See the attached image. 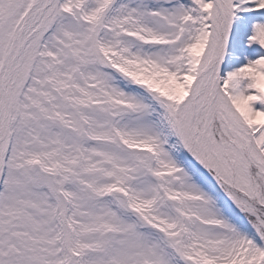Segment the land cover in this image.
I'll return each mask as SVG.
<instances>
[{"label":"snow or ice","instance_id":"snow-or-ice-1","mask_svg":"<svg viewBox=\"0 0 264 264\" xmlns=\"http://www.w3.org/2000/svg\"><path fill=\"white\" fill-rule=\"evenodd\" d=\"M0 264H264V0H0Z\"/></svg>","mask_w":264,"mask_h":264}]
</instances>
